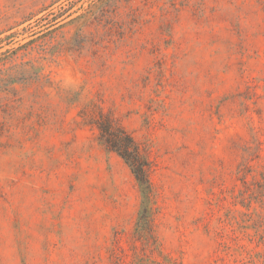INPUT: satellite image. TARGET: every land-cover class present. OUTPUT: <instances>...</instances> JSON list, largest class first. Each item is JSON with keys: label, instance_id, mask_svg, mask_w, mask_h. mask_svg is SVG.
<instances>
[{"label": "rangeland", "instance_id": "obj_1", "mask_svg": "<svg viewBox=\"0 0 264 264\" xmlns=\"http://www.w3.org/2000/svg\"><path fill=\"white\" fill-rule=\"evenodd\" d=\"M0 264H264V0H0Z\"/></svg>", "mask_w": 264, "mask_h": 264}, {"label": "trees", "instance_id": "obj_2", "mask_svg": "<svg viewBox=\"0 0 264 264\" xmlns=\"http://www.w3.org/2000/svg\"><path fill=\"white\" fill-rule=\"evenodd\" d=\"M97 125L102 142L107 148L117 151L129 162L136 179L143 185L146 192H150L151 184L147 174L148 163L142 157L141 147L134 137L107 117L101 118Z\"/></svg>", "mask_w": 264, "mask_h": 264}]
</instances>
